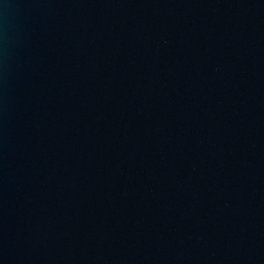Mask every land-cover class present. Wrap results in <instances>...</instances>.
Wrapping results in <instances>:
<instances>
[{"label":"water","instance_id":"obj_1","mask_svg":"<svg viewBox=\"0 0 264 264\" xmlns=\"http://www.w3.org/2000/svg\"><path fill=\"white\" fill-rule=\"evenodd\" d=\"M0 264H264V0H0Z\"/></svg>","mask_w":264,"mask_h":264}]
</instances>
